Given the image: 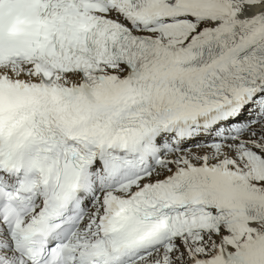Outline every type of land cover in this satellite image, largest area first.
Wrapping results in <instances>:
<instances>
[{"label":"snow or ice","instance_id":"1","mask_svg":"<svg viewBox=\"0 0 264 264\" xmlns=\"http://www.w3.org/2000/svg\"><path fill=\"white\" fill-rule=\"evenodd\" d=\"M0 264H264V0H0Z\"/></svg>","mask_w":264,"mask_h":264}]
</instances>
